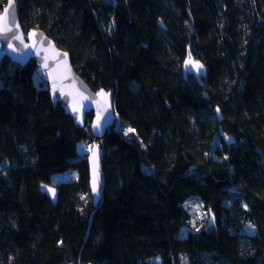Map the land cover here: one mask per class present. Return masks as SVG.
Instances as JSON below:
<instances>
[{
    "label": "trees",
    "instance_id": "1",
    "mask_svg": "<svg viewBox=\"0 0 264 264\" xmlns=\"http://www.w3.org/2000/svg\"><path fill=\"white\" fill-rule=\"evenodd\" d=\"M14 2L116 118L94 207L92 114L76 127L33 62L0 56V264H264V0Z\"/></svg>",
    "mask_w": 264,
    "mask_h": 264
},
{
    "label": "water",
    "instance_id": "2",
    "mask_svg": "<svg viewBox=\"0 0 264 264\" xmlns=\"http://www.w3.org/2000/svg\"><path fill=\"white\" fill-rule=\"evenodd\" d=\"M8 7L9 0H7L5 8ZM5 8L0 12V17L5 15ZM11 9L12 11L8 14V27L12 31L6 35L0 34V56L8 58L11 63L20 67L33 62L47 84L55 89L51 88L49 91L52 104H59L76 127L84 128L87 115L92 114L93 116L90 131L95 141L91 145L86 160L89 173V195L93 206L96 207L102 197L103 185L102 150L98 140H101L114 125L116 114L113 96L105 90L92 91L74 71L69 54L58 48L54 41L40 30H31L25 33L20 26L18 7L14 0H11ZM13 36H19L21 39H12ZM12 48H15L16 51H13ZM188 59L183 64V76L190 75L200 83V78L206 76V68L192 59L194 63H198L202 67L199 71L192 68L191 65L186 67L185 62ZM45 65L47 66L45 67ZM97 123L100 125L99 128L94 127ZM94 181L95 190L93 188Z\"/></svg>",
    "mask_w": 264,
    "mask_h": 264
},
{
    "label": "rangeland",
    "instance_id": "3",
    "mask_svg": "<svg viewBox=\"0 0 264 264\" xmlns=\"http://www.w3.org/2000/svg\"><path fill=\"white\" fill-rule=\"evenodd\" d=\"M33 80H34L35 86L39 89L42 88V89H48L49 90V89L53 88V90H54V87H50L47 84V82L45 81V79L42 76L39 69H37L35 71L34 76H33ZM91 145H83V144L78 145L79 155L84 156V157L86 156V158H87V156L89 155L90 150H91ZM178 172H179V170L177 169L175 171V173H178ZM75 180H77V173L74 171L69 172V173L64 174V175L54 176V177H52V180H51L52 187L46 188L45 191L53 197L54 196L53 192H49L48 189H53V191H54V186H56L62 182H71V181H75ZM141 237L151 239V240H161L164 238V234L163 233H156L152 230H148V231L142 233ZM157 252L158 251H148L147 257L154 260L155 259L154 255ZM80 264H89V263L86 261V262H82Z\"/></svg>",
    "mask_w": 264,
    "mask_h": 264
},
{
    "label": "snow or ice",
    "instance_id": "4",
    "mask_svg": "<svg viewBox=\"0 0 264 264\" xmlns=\"http://www.w3.org/2000/svg\"><path fill=\"white\" fill-rule=\"evenodd\" d=\"M12 11L11 9V0H9V7L5 8L4 12L5 15L3 17H0V34H4L6 35L8 32L12 31V29L10 27H8V23H9V19H8V14ZM12 39H17L20 40L21 38L19 36H13L11 37ZM22 42V41H21ZM11 47V45H10ZM25 47H28V45H25ZM13 51H16L15 48H12ZM186 67L191 65L192 68L196 69L197 71H199V69L202 67V65H199L198 63H194L191 58H189L186 62ZM47 65H45L46 67ZM55 90V89H54ZM101 95H103V93H101ZM75 111V109H74ZM98 121H99V115H98ZM99 123H97V125H95L94 127L99 128ZM129 131H131V129H129ZM93 188L95 190V181H94V185ZM49 192H53V189H48Z\"/></svg>",
    "mask_w": 264,
    "mask_h": 264
}]
</instances>
